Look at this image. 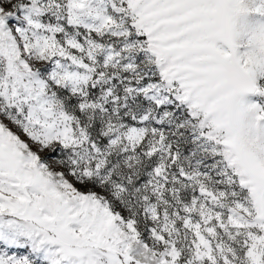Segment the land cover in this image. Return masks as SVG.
<instances>
[{
    "label": "snow or ice",
    "instance_id": "6c2138e0",
    "mask_svg": "<svg viewBox=\"0 0 264 264\" xmlns=\"http://www.w3.org/2000/svg\"><path fill=\"white\" fill-rule=\"evenodd\" d=\"M0 264H264V0H0Z\"/></svg>",
    "mask_w": 264,
    "mask_h": 264
}]
</instances>
